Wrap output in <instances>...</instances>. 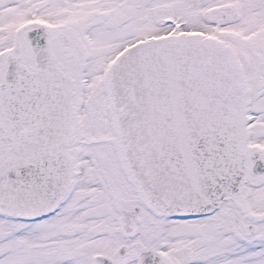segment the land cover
Here are the masks:
<instances>
[{
    "label": "snow or ice",
    "instance_id": "6c2138e0",
    "mask_svg": "<svg viewBox=\"0 0 264 264\" xmlns=\"http://www.w3.org/2000/svg\"><path fill=\"white\" fill-rule=\"evenodd\" d=\"M0 264H264V0H0Z\"/></svg>",
    "mask_w": 264,
    "mask_h": 264
}]
</instances>
